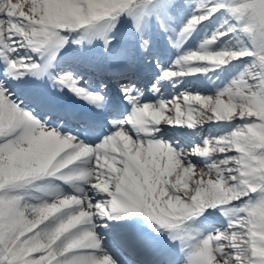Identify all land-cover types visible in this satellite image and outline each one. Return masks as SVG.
<instances>
[{
	"label": "snow or ice",
	"instance_id": "1",
	"mask_svg": "<svg viewBox=\"0 0 264 264\" xmlns=\"http://www.w3.org/2000/svg\"><path fill=\"white\" fill-rule=\"evenodd\" d=\"M121 17L131 20L144 50L150 25L175 33L172 46L180 48L205 21L219 19L200 50L161 68L157 83L251 60L212 96L180 92L142 102L134 83H121L130 110L114 115L108 121L112 130L92 145L52 128L41 114L46 99L35 108L18 103L0 81V264H116L103 249L95 221L124 215L145 217L154 231H166L179 242L182 264H264V0H0L5 73L12 80L46 74L72 33L79 34L73 43L98 38L110 48L109 33ZM229 34L245 37L249 46L209 50ZM22 48L39 55L43 66L19 55ZM114 58L129 60L125 72L135 67L123 51ZM50 78L54 86L106 108L104 93L82 87L72 73ZM153 90L159 91L157 84ZM209 121L240 123L191 146L157 135L163 126L196 129ZM44 178L71 183L74 194L25 199L21 190ZM216 212L224 217L220 227L207 234L193 229Z\"/></svg>",
	"mask_w": 264,
	"mask_h": 264
},
{
	"label": "rangeland",
	"instance_id": "2",
	"mask_svg": "<svg viewBox=\"0 0 264 264\" xmlns=\"http://www.w3.org/2000/svg\"><path fill=\"white\" fill-rule=\"evenodd\" d=\"M218 23H219L218 18H213L210 21H205L202 26L198 27L194 32L191 33V35L183 43L182 47L180 48L173 47V49H171L167 54L168 59H162L163 63L162 64L159 63L161 67L158 73H156L157 77H159L162 74L161 68L167 69L168 67H170L173 61L177 59V57L184 55L190 51L200 50V44L208 36L211 35L212 31L215 29ZM180 26L181 24L179 23V21L176 22V32L179 31ZM132 32H134V30L131 27V20L128 19L127 17H121L120 22L117 23L116 27L109 33V38L111 39L110 47L115 46L116 44L118 47L119 45L123 47L125 43L132 45L131 42L135 40L134 38H132L133 36L131 34ZM65 35H68V33H65ZM78 36H79L78 33H72L71 35H68V42L62 48V51L64 53H68L72 55L75 54L73 52H77V50L81 49L80 47L81 43H73V40L77 39ZM171 40H172L171 42L172 44L173 42L176 41V34L172 36ZM85 41H87V39L83 40L82 43H84ZM95 43L98 45L97 50H100L101 47L104 46V41L101 39L96 38ZM159 43L161 45H164L160 41ZM242 45L249 46V42L245 37H237V36H233L232 34H229V36L222 37L215 44L211 45L209 47V50L213 52L219 50H235L241 47ZM150 47L151 44L148 46V49ZM19 52L20 54L22 53V55L24 56L32 55L33 60L37 59L36 54L31 52L29 49L22 48L19 50ZM28 52L31 55L28 54ZM150 59H152L155 63L158 58L150 57ZM250 60L251 58L245 57L243 61H232L230 64L221 66L220 68H215L213 72H209L207 74L199 73L196 75L179 77L172 81L165 80V83L168 85V88H170V93L168 95L163 94V98L157 94H154V97L156 96L159 97L160 99L161 98L171 99L173 95H177L180 92L199 93L202 95H215L218 90H221L225 86L229 85L230 82L244 70L246 64L249 63ZM173 85H175V87H173ZM194 86L197 87L193 89ZM199 87H203L205 89H198ZM151 91L154 93V90ZM238 123H240V121H234L232 122V127H229L225 122H213V121L206 122L203 125L197 127L199 135L201 136L202 134L203 137H201L200 140H195V142L200 143L204 138L218 137L224 135L230 132L232 128L235 127V125ZM166 127L168 126H163L162 129L164 130L166 129ZM171 134H173V131ZM193 162L198 163L199 166L203 167V161L200 160V158L194 157ZM21 193L24 194L25 199L28 200H34L33 199L34 195H37L36 189L34 190L32 186H29L28 188L21 190ZM219 218L223 219L224 217L220 214V212H216L215 215L213 216H209L207 218L201 217L198 222L192 225V227L193 229H197L200 231V229H203L209 223L215 222L214 224L217 223L219 225V220H218Z\"/></svg>",
	"mask_w": 264,
	"mask_h": 264
},
{
	"label": "bare ground",
	"instance_id": "3",
	"mask_svg": "<svg viewBox=\"0 0 264 264\" xmlns=\"http://www.w3.org/2000/svg\"><path fill=\"white\" fill-rule=\"evenodd\" d=\"M168 33H172L173 34V32H168ZM87 42L89 43V41L87 40ZM91 43H95V39L94 40H91ZM117 48H113V50H116ZM80 52H82V51H80ZM79 51H78V53H80ZM116 52V54H118L119 52L116 50L115 51ZM19 55H21L20 54V52H19ZM22 56V55H21ZM3 60V59H2ZM123 60H125V58L123 59ZM5 68H6V64H5V66L3 67V70H4V72H5ZM73 71H71L70 73H72ZM73 74V73H72ZM29 74H25L24 76H28ZM24 76H22V77H24ZM7 78L8 79H10V80H12L10 77H8L7 76ZM21 78V77H20ZM20 78L19 79H17V80H12L13 82H15V83H17V81L18 80H20ZM30 78L31 79H33L34 78V75H30ZM167 81H169V80H167ZM165 83V80H164V82H162V83H160L159 85H162V84H164ZM166 84V83H165ZM183 86V85H182ZM118 87V86H117ZM158 88H159V86H157ZM197 86H194L193 87V89L194 88H196ZM164 88V86L161 88V89H163ZM198 89H205V88H203V87H199ZM207 90V89H206ZM209 96H212V95H209ZM142 102H144V101H142ZM169 128H172V127H169ZM168 127H166V130H169V131H171V129H169ZM197 129V128H196ZM196 129H194L193 130V132H195V130ZM161 132H162V130H161ZM158 135V134H157ZM183 144H185V146H191V144L193 143L192 142V140H190V139H188L187 137H184V140H183V142H182ZM45 179V178H44ZM44 179H42V180H39V181H43ZM39 181H35L34 182V186L35 185H37L38 183L37 182H39ZM33 186V187H34ZM42 192H44V191H42ZM91 193V196H93L94 198L96 197V193L95 192H90ZM31 197H33V196H31ZM34 199V198H33ZM98 221H99V223H96V225H101V223H100V221H102V220H104V219H97ZM139 220H140V216H128V215H124L122 218H119V219H112V221L114 222V223H117V224H122V223H130L131 222V225H135L136 224V222H139ZM222 220H223V222H224V218L223 219H221V222H220V224L218 225L219 227L223 224V222H222ZM141 222H142V220H140ZM133 223V224H132ZM222 223V224H221Z\"/></svg>",
	"mask_w": 264,
	"mask_h": 264
}]
</instances>
